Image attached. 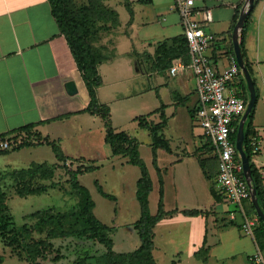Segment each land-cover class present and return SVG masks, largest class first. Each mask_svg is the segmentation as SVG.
<instances>
[{
    "label": "crops",
    "instance_id": "1",
    "mask_svg": "<svg viewBox=\"0 0 264 264\" xmlns=\"http://www.w3.org/2000/svg\"><path fill=\"white\" fill-rule=\"evenodd\" d=\"M155 1L106 0L108 6L118 11L121 25H125L127 40L121 37L120 41H114L108 34L103 35L97 43L103 45H96L99 51L100 47L111 46L116 54L112 59L105 56L99 64V72L102 76L103 66L108 63L109 68H116L113 64L118 61L127 67L135 63L137 76L141 72L152 75L159 69H166L171 77L179 79L175 90L178 95L173 92L172 97L185 100L192 90V69L172 75L171 66L178 59L184 61L181 57L183 55L174 57L171 64H166L157 53L159 42L170 41L184 33V30L162 39H152L165 27L163 22L166 20H178L175 22L182 26L181 14L176 8L170 9L167 18L159 19L158 24L161 26L155 25L150 6L155 5ZM247 4L248 0H195L196 12L193 18L204 21L205 10L210 9L212 12V20L204 21V27L219 37L208 49V54L220 70L229 66L234 51L233 31ZM243 31L245 51L252 65L258 91L252 126L259 137L261 150L253 156L252 162L260 169L264 167V0L255 1L241 29L240 41ZM131 51L136 53L134 61L130 57ZM102 88L103 82L97 87L99 102H111L112 97H102ZM194 92L197 96L195 106L198 102L196 79ZM88 103L89 93L85 81L69 42L53 15L50 0H0V134L30 122H38L37 128L41 133L52 139L50 126L54 131L57 126L79 121L82 124L79 131L85 126V134H79L73 141L79 140L82 143L83 140L84 147L90 141L92 147H100L106 141V128L103 121L98 120L99 116L85 110ZM163 115L160 113V116ZM148 120L159 122L162 118L157 121L153 118ZM110 150L112 152L111 147ZM157 155L160 162V154ZM181 159L179 157L178 160ZM208 179L210 183L207 182L202 196L195 190L192 195L197 196L190 200L181 198V183L179 186L177 183V198L172 206L168 205V189L164 186V208L174 213L163 217L154 227L153 255L157 264H251L250 256L258 248L264 254V248L259 246L256 236L243 232L241 216L238 215L236 221L231 220L230 210L234 205L223 196H216L212 191L214 178ZM187 209H196L198 212L186 214L184 210ZM130 235L122 238L123 243L129 247V250L124 248L123 251H133L141 244L140 237L137 239Z\"/></svg>",
    "mask_w": 264,
    "mask_h": 264
},
{
    "label": "rangeland",
    "instance_id": "2",
    "mask_svg": "<svg viewBox=\"0 0 264 264\" xmlns=\"http://www.w3.org/2000/svg\"><path fill=\"white\" fill-rule=\"evenodd\" d=\"M73 2L79 6L87 3L88 0H73ZM105 2L106 0L104 4L107 5ZM154 4L150 5L154 13L152 22L161 26L158 24L159 19L168 17V11L176 8V0H156ZM93 18L97 21L100 15L94 13ZM175 21L178 22L172 18L164 21L165 27L152 39H162L180 33L183 26ZM121 23L120 20V24L110 30L99 29L100 36L95 38V44L103 45L97 43L105 34L112 37L114 41H120L121 37L124 41L127 40L124 32L125 25ZM136 46L138 48V44ZM100 51L104 53L102 61L105 56L112 59L116 54L111 46L100 47ZM135 55L136 53L131 51L130 57L133 61ZM113 65L117 67L109 68V63L103 66L101 95L112 98L111 102L100 101V107H108L109 123L114 129L125 130L137 138L140 154L146 161L153 180V189L149 194L150 211L153 214L158 211L161 185L168 189L167 202L170 206L176 201L175 190L179 182L181 198L193 199L197 196V194L192 195L195 194V190L202 196L207 182L210 183L208 173L214 172L216 168L213 163L216 160V153L207 144L210 138L204 133L198 116H193L191 112L197 97L194 92L196 78L193 75L191 77L192 90L189 98L175 100L172 96L176 92L178 87L176 83L179 79L171 77L166 69H159L152 75L141 72L137 76L135 63L127 67L118 61ZM117 79L121 81H116ZM170 99L174 101L171 102ZM87 112L99 116L98 120H102L106 128L107 120L103 115L90 110ZM160 113L168 117L165 136L169 138L171 152L165 148H159L157 154H160V162L157 157V164H155L151 144L152 135L148 128L138 125L135 116L145 114L149 119L153 118L157 121L163 118ZM79 127H82L79 121L57 126L54 131L50 126L52 140L59 143L67 156L64 159L57 157L50 144L35 145V142L19 150H13L11 145L7 148L9 153L0 152V185L5 188V202L15 219V228L12 229L11 234L18 231L21 232L20 239L21 236L26 237L30 242L45 239L50 244L49 249H45L37 258H33L24 246L9 245L0 234V264H100L99 258L106 254V245L91 237L70 232L72 228L79 226L70 213L79 207L84 197L83 191L75 187L70 170L87 166L91 169L80 173L78 180L89 188L96 202V216L111 226L109 233L114 239V249L119 252H131L132 250L123 251L124 248L129 250V247L122 240L131 232L130 237L139 239V233L134 227V222L141 215L140 202L136 196L137 179L141 173L139 166L125 161L127 158L125 156L113 154L107 141H103L100 147H92L93 143L90 141L85 147L83 140L82 143L79 140L73 141L79 134H85L83 132L85 126L81 132ZM58 132L61 133L60 136H57ZM36 140L41 141L42 137L38 136ZM179 157L182 159L178 160ZM174 160L175 162H172ZM202 160L207 162L204 167L201 165ZM33 161L48 162V164L56 162L57 165L51 176L44 177L37 174L20 184L15 183L7 173L14 168L28 167ZM66 161H68L67 164ZM99 183L105 191L114 194L115 197L103 195L98 189ZM32 188H35L34 191ZM163 202H165L164 197ZM135 233L137 235H134Z\"/></svg>",
    "mask_w": 264,
    "mask_h": 264
},
{
    "label": "trees",
    "instance_id": "3",
    "mask_svg": "<svg viewBox=\"0 0 264 264\" xmlns=\"http://www.w3.org/2000/svg\"><path fill=\"white\" fill-rule=\"evenodd\" d=\"M141 1H152V0H141ZM52 6L53 15L56 17L61 31L65 34L78 67L82 73L83 79L85 81L88 93H89V103L85 110H90L94 113H99L104 116L106 122V135L105 140L110 145L113 154H119L127 157V161L131 164L137 165L140 168V176L137 180L136 196L140 202L141 215L134 222V227L139 233L141 244L138 248L131 252H118L114 249V239L110 235L109 230L111 226L103 221H101L95 213L96 202L93 199L88 187L83 185L78 180V175L89 171L91 168L89 166L85 168H77L76 170H70V174L73 183L76 188L83 191L84 197L80 201L79 207L74 209L70 216H74L76 219V224L80 226L77 228H72L70 232H77L79 235L91 237L101 243H104L107 247L106 254L99 258L100 264H157L154 255V227L163 217L173 214L174 211H167L164 208V186L161 185L160 188V199L158 211L152 213L150 211V200L149 194L153 189V180L149 170V167L140 154L139 145L137 138L131 136L125 130H116L109 123L110 113L107 106H101L97 94V87L102 84L103 79L99 72V64L103 59L102 53L95 44V38L100 36L99 29H113L117 27L120 23L118 11L104 4V0H88L87 3L82 5H75L73 0H50ZM128 4V2H127ZM98 13L100 18L95 21L93 14ZM101 19V20H100ZM103 20V21H102ZM245 33L242 32L241 36V46L244 52L246 63L253 74L252 65L249 61L246 51H245ZM100 39V38H99ZM174 44H170L171 42ZM163 40L159 42L157 46L158 57L162 58L166 64H171L172 59L178 55L181 56L183 60L187 63L190 62V54L188 47V40L185 33H181L171 40ZM232 53H235L234 51ZM255 79V78H254ZM256 83V81H255ZM236 85L239 87L240 94L245 98L246 101L249 100L250 93L248 90V85L246 78L243 73H240ZM257 88V86H256ZM258 95V91H257ZM198 103V102H197ZM197 103L192 107V115L195 116L197 112ZM255 105L250 113L245 126V142L244 147L251 159L252 163V173H253V183L257 188V196L259 202L264 210V176L260 173L258 167L252 162L253 152L251 146L252 136L257 135L256 130L252 126V120L254 117ZM138 120L141 127H146L150 130L152 135V147L154 154V163L157 164V150L159 148H165L171 151L170 141L166 138L164 134V126L166 125L167 118L163 116L162 120L159 122H154L148 120L146 115H139L135 118ZM44 121V120H43ZM240 118L236 119L234 124L236 130L233 134L234 138L237 136L238 126ZM38 122H30L14 128L9 132H3L0 134L1 141L8 140L11 142L13 150H19L24 147L30 146L35 142V145L39 144H50L56 152V155L60 159H64L65 155L63 149L56 141H53L47 135H43L41 131L37 128ZM42 137L41 141L36 140V138ZM209 139V138H208ZM210 149H214L212 141L209 139L207 142ZM17 145V146H13ZM34 145V144H33ZM9 148V147H7ZM7 148H1V153H9ZM216 160L213 162L214 166L216 164V171L208 173L210 178H214L218 173V157L215 155ZM237 159L240 157L237 155ZM66 164L68 161L65 162ZM207 162L205 160L201 161V165L206 166ZM56 162L48 164V162H38L33 161L28 167L14 168L7 173L14 179L15 183H22V181H27L32 179L35 175L41 174V176L49 177L54 173ZM97 167V166H96ZM211 171V169H210ZM161 181L163 179L161 178ZM30 184V183H28ZM99 191L110 198H114V194H111L104 190L103 186L99 184ZM5 188L0 185V234L4 239L7 240L9 245H21L24 246L29 255L33 258H37L39 254L43 253L45 249H49L50 244L45 239L33 240L30 242L26 237L21 236L20 233H12V229L15 228V219L9 207L5 202L6 191ZM35 188H32L34 191ZM41 189V188H37ZM213 193L220 197L222 196L215 188V183H212ZM245 207L247 211L251 214H257L256 208L251 199L245 201ZM186 214H195L198 211L196 209L184 210ZM260 218V223L255 230V236L261 248H264V221Z\"/></svg>",
    "mask_w": 264,
    "mask_h": 264
},
{
    "label": "built area",
    "instance_id": "4",
    "mask_svg": "<svg viewBox=\"0 0 264 264\" xmlns=\"http://www.w3.org/2000/svg\"><path fill=\"white\" fill-rule=\"evenodd\" d=\"M176 9L181 14V23L188 40L190 62L176 60L170 73L176 75L179 71L192 69L196 78L198 95V120L206 136L214 145L218 157V173L214 183L216 190L223 198L234 205L230 210L231 220L236 221L241 216L240 226L245 234L255 236V230L260 223L258 214H251L245 207V201L251 199V190L245 178L243 163L233 134L236 130L235 120L241 118L248 101L240 94L236 85L242 69L235 53L229 59V66L220 70L208 49L219 37L206 30L204 21L212 20V12L206 9L204 21L193 18L196 12L195 0H176ZM11 146L8 140L1 141L0 147ZM251 146L253 156L260 150L258 135L252 136ZM237 155L240 159H237ZM260 173L264 176V167ZM251 264H264V254L260 248L250 256Z\"/></svg>",
    "mask_w": 264,
    "mask_h": 264
},
{
    "label": "water",
    "instance_id": "5",
    "mask_svg": "<svg viewBox=\"0 0 264 264\" xmlns=\"http://www.w3.org/2000/svg\"><path fill=\"white\" fill-rule=\"evenodd\" d=\"M256 0H248V4L245 6L243 9L239 20L237 21L234 31H233V41H234V51L238 60V63L242 69V72L246 78L247 85H248V90L250 93V97L247 103L246 110L242 114L240 121H239V126H238V132L236 136V145L239 150L242 163H243V170H244V175L245 178L249 184L250 190H251V196H252V202L256 208L257 214L261 217V219L264 221V210L259 202L258 196H257V188L255 187L253 183V173H252V163L251 159L244 147V142H245V126L246 122L248 120V117L250 113L252 112L254 105L257 100V88H256V83L255 79L253 77V74L251 73L246 60L244 56V52L241 46V41H240V32L241 29L243 28L246 18L251 11V9L254 6Z\"/></svg>",
    "mask_w": 264,
    "mask_h": 264
}]
</instances>
